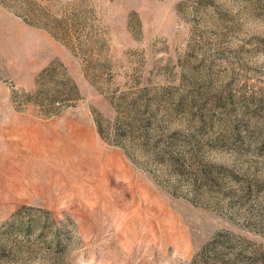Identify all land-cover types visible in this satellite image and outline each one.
<instances>
[{"label":"rangeland","instance_id":"1","mask_svg":"<svg viewBox=\"0 0 264 264\" xmlns=\"http://www.w3.org/2000/svg\"><path fill=\"white\" fill-rule=\"evenodd\" d=\"M0 264H264V0H0Z\"/></svg>","mask_w":264,"mask_h":264}]
</instances>
